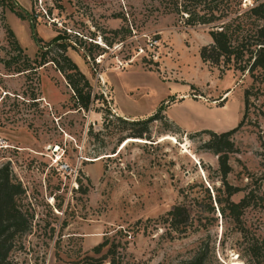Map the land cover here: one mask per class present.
<instances>
[{"label":"rangeland","instance_id":"obj_1","mask_svg":"<svg viewBox=\"0 0 264 264\" xmlns=\"http://www.w3.org/2000/svg\"><path fill=\"white\" fill-rule=\"evenodd\" d=\"M34 15L40 43L29 33ZM5 28L31 62L58 36L97 98L93 108L71 109L50 63L23 75L4 70ZM208 31L184 26L156 0H0V166L21 185L20 205L31 218L9 260L84 264L107 238L117 264H184L198 250L204 264H252L242 256L253 239L264 264V81L244 108L248 75L198 58L210 44ZM162 106L164 119L150 124L152 146L134 139L117 146L132 130L119 119L143 120ZM239 122L226 182L240 190L233 202L248 192L251 201L235 224L214 203L217 163L203 148L209 136L202 131L221 133ZM178 204L192 223L180 234L161 220Z\"/></svg>","mask_w":264,"mask_h":264},{"label":"trees","instance_id":"obj_2","mask_svg":"<svg viewBox=\"0 0 264 264\" xmlns=\"http://www.w3.org/2000/svg\"><path fill=\"white\" fill-rule=\"evenodd\" d=\"M156 1L157 6L162 8L164 13L174 15L184 26L206 25L209 27L210 44L199 48L198 58L202 64L217 68L220 72L232 69L248 75L251 79V86L243 92L245 108L252 92L258 90L255 89V84L264 81V0H248L247 5L244 3L245 0ZM9 10L20 20L27 19L11 8ZM33 17V20L30 19L29 33L34 42L40 43L41 40L36 37L35 33L37 15ZM122 19L125 20L123 16ZM123 29L120 28L110 33L117 35ZM5 35L9 57L2 62L4 70L11 71L12 74L23 75L35 73L38 68L50 63L70 92L71 109L75 112L86 113L93 108L97 98L85 76L67 55L68 46L63 42H58V36L44 44L42 49H47L42 50L38 59L31 62L23 55L10 29L5 28ZM49 48L50 50H48ZM51 51L53 54L48 58ZM34 100L36 99L31 98L32 103ZM162 110L163 106L158 107L151 116L143 120L128 122L119 119L118 121L122 124L130 125L132 130L128 134L120 136L117 146L127 139L149 142V146H152L155 141H151L150 124L164 119ZM239 126L240 122L236 127L221 133L202 131L209 136L207 142L203 144V148L216 157L219 187L212 188L214 203L219 216L228 218L235 224L239 223L243 210L250 205L251 201V192H248L243 194L238 202H233L231 197L240 190L226 182V176L230 172L227 156L233 152L230 137ZM86 133L89 135L92 133L89 125ZM110 154L116 156L118 152L116 153L115 149H112ZM102 155L104 154L98 156L99 160L103 159ZM204 191L207 193L206 189ZM181 195L186 199V193L181 191ZM21 196H23L21 185L13 179L6 165L0 166V264H15L9 260V252L15 240L30 229L31 218L21 208ZM207 199L210 201L209 194ZM208 207L211 211L213 210L211 202ZM161 220L167 229L179 234L184 233L192 225L190 211L184 204L173 206L161 217ZM263 244L264 241L261 245ZM258 245L259 243L253 239L245 242L244 255L242 256L245 263H262L257 249ZM114 247L112 242L109 243L107 238L104 239L91 248V253L96 257H85L84 264H117ZM205 255L204 250H198L184 264H204Z\"/></svg>","mask_w":264,"mask_h":264},{"label":"water","instance_id":"obj_3","mask_svg":"<svg viewBox=\"0 0 264 264\" xmlns=\"http://www.w3.org/2000/svg\"><path fill=\"white\" fill-rule=\"evenodd\" d=\"M145 143V142H144ZM99 157H96V158H94V159H98ZM100 159V158H99ZM90 162H94L93 160L92 161H90Z\"/></svg>","mask_w":264,"mask_h":264},{"label":"crops","instance_id":"obj_4","mask_svg":"<svg viewBox=\"0 0 264 264\" xmlns=\"http://www.w3.org/2000/svg\"><path fill=\"white\" fill-rule=\"evenodd\" d=\"M182 101V100H181ZM184 101V100H183ZM178 127V126H177ZM179 128V127H178ZM179 129H181V128H179ZM182 130H184V129H182Z\"/></svg>","mask_w":264,"mask_h":264},{"label":"bare ground","instance_id":"obj_5","mask_svg":"<svg viewBox=\"0 0 264 264\" xmlns=\"http://www.w3.org/2000/svg\"><path fill=\"white\" fill-rule=\"evenodd\" d=\"M172 142H174V141L172 140Z\"/></svg>","mask_w":264,"mask_h":264}]
</instances>
